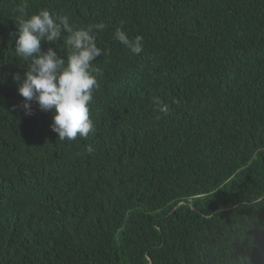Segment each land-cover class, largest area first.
Here are the masks:
<instances>
[{
  "label": "trees",
  "instance_id": "16d2710c",
  "mask_svg": "<svg viewBox=\"0 0 264 264\" xmlns=\"http://www.w3.org/2000/svg\"><path fill=\"white\" fill-rule=\"evenodd\" d=\"M20 7L106 24L86 139L19 107ZM0 264H264V0H0Z\"/></svg>",
  "mask_w": 264,
  "mask_h": 264
},
{
  "label": "clouds",
  "instance_id": "9594fccd",
  "mask_svg": "<svg viewBox=\"0 0 264 264\" xmlns=\"http://www.w3.org/2000/svg\"><path fill=\"white\" fill-rule=\"evenodd\" d=\"M18 11L15 55L28 62L23 76L16 73L13 77L20 82L18 94L23 101L19 107L28 116L34 114L33 101L42 111H52L50 128L61 141H74L78 136L86 139L94 131L90 105L94 92L100 87L97 79L100 70L94 62L108 54L97 45V35L106 24L77 26L70 23L68 15L47 8L30 16L24 7ZM113 38L133 55L144 50L143 36L130 38L122 25L114 30ZM60 41L66 49V58L57 50ZM42 43L57 45V48L49 46L45 51ZM152 102L155 111L165 116L169 114V105L160 97H153ZM155 118L159 120L161 116ZM88 151H93L92 146H88Z\"/></svg>",
  "mask_w": 264,
  "mask_h": 264
}]
</instances>
